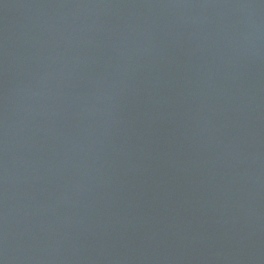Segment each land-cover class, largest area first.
<instances>
[{
    "label": "water",
    "instance_id": "obj_1",
    "mask_svg": "<svg viewBox=\"0 0 264 264\" xmlns=\"http://www.w3.org/2000/svg\"><path fill=\"white\" fill-rule=\"evenodd\" d=\"M0 264H264V0H0Z\"/></svg>",
    "mask_w": 264,
    "mask_h": 264
}]
</instances>
